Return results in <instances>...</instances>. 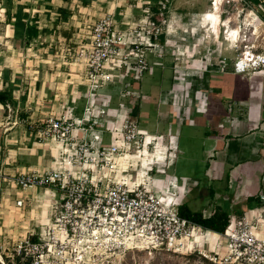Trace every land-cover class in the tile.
<instances>
[{
  "label": "built area",
  "instance_id": "built-area-1",
  "mask_svg": "<svg viewBox=\"0 0 264 264\" xmlns=\"http://www.w3.org/2000/svg\"><path fill=\"white\" fill-rule=\"evenodd\" d=\"M157 4L155 12L151 2H145L143 16L125 28L114 12H106L90 23L87 36L70 50L80 84L87 88L80 95L85 99L81 115L68 105L29 123L41 141L56 145L54 166L43 172H20L8 180L0 176V202L11 187L22 192L44 188L57 199L51 202L49 218L40 220L39 231H25L8 247L9 253L0 252L3 264L4 255L9 264H112L109 258L131 250L197 254L210 264H264V191L257 206L241 217L231 216L226 228L217 231L181 214L180 195L188 187H181L175 178L155 177L173 167L176 135L169 133L166 143L164 134L151 133L141 125L133 101L142 93L132 84L161 64L172 41L161 27L170 0ZM224 33L231 37L232 29L226 26ZM241 37L244 49H237L233 71L263 70L264 52L252 36L243 33ZM228 62L222 57L220 68L225 70ZM183 68L176 62V71ZM179 74L177 84L185 79L183 72ZM110 84L123 87L117 103L102 92ZM174 93L172 104L181 110L184 95ZM194 95L203 107L206 96ZM159 153L162 161L146 164L140 174L137 167L144 166L143 157ZM122 158L126 167L112 175L110 169ZM98 170L105 172L96 175ZM15 204L22 208L26 201L19 196ZM215 212L203 211L207 216ZM0 247L5 251L1 243Z\"/></svg>",
  "mask_w": 264,
  "mask_h": 264
},
{
  "label": "crops",
  "instance_id": "crops-1",
  "mask_svg": "<svg viewBox=\"0 0 264 264\" xmlns=\"http://www.w3.org/2000/svg\"><path fill=\"white\" fill-rule=\"evenodd\" d=\"M43 1L33 0L29 8L33 23L38 28L45 19L43 11L52 12L45 16L57 17L54 21L60 22L68 20L65 16L73 15L67 12L80 7L83 11L88 10L85 16L90 23L110 11L115 13L123 28L139 21L145 2H151L153 11H158V0H91L88 4L83 0H47L45 4ZM51 6L53 9L48 8ZM225 7L223 2L221 21L227 20L232 13ZM246 8L247 5H244ZM0 10L2 19L6 9L1 6ZM186 19L189 17L183 16L177 23L185 24ZM207 21L210 20L204 16L192 46L188 44L185 30H180L181 41H184L180 46L181 55L188 56L182 63L186 77L183 79L184 99L180 103L185 107L180 110L179 106L172 104L175 83L172 84L169 77L161 79L160 72L173 61L167 55L162 59V65L153 66L147 72L141 85L142 90L143 87L144 90L150 89L151 94H143L140 90L142 96L133 102L138 105L137 115L141 125L149 132L164 134L166 143L169 133L176 135L178 151L173 164L175 168L166 173H156L155 177L175 178L181 187H188L189 191L180 197L194 211L225 210L231 216L241 217L249 208L258 205L257 198L264 191V69L255 73H235L232 61L237 49L231 44L235 39L224 36L221 40V25L219 30L212 25L213 30L207 32L205 28L210 24ZM235 23V20L232 21L231 26H236ZM75 28L77 31L69 39L76 38L75 42H78L86 36L79 26ZM70 33L66 31V37H70ZM43 35L40 30L32 38L38 40ZM58 37L66 38L63 34ZM6 40L11 45L0 46V58H3L0 61V74H3L0 90L8 89L11 100L6 104L0 103V108L4 109H0V176L3 180L20 172H43L56 162V145L41 141L30 129V121L43 119L68 105L74 106L75 114L81 115L85 104V99L80 96L85 91V85L80 84L82 80L76 67L56 64L46 57L29 62L31 58H26L28 54L35 53L38 57V52L43 56L55 55L51 50L41 52L38 47L21 46L12 27L9 34H5ZM10 48L12 51L8 56ZM222 57H227L229 61L225 70L220 68ZM60 87H63L62 90ZM192 88L196 89L190 96ZM195 92L206 96L203 107L199 105ZM12 105V111H7L6 106L12 108ZM19 111H22L21 118L14 119ZM10 116L12 121H9ZM3 118H8L6 124ZM41 189L45 194L50 193L44 188L23 192L29 200L28 208L20 212L22 219L19 224L24 231L31 230L36 223L34 217L38 214L32 208L33 197L37 198ZM19 192L22 191L16 187H11L8 192L13 195L9 202L16 210L20 209L15 204L16 198L21 197ZM191 201L199 208H193Z\"/></svg>",
  "mask_w": 264,
  "mask_h": 264
},
{
  "label": "rangeland",
  "instance_id": "rangeland-1",
  "mask_svg": "<svg viewBox=\"0 0 264 264\" xmlns=\"http://www.w3.org/2000/svg\"><path fill=\"white\" fill-rule=\"evenodd\" d=\"M26 0H22L19 2L18 0H14V4H25ZM47 1V0H44ZM43 3L45 4V2ZM172 3H170L167 14H166V22L162 23L161 27L164 31V34H168L170 36L171 44L170 47L167 50V56L172 57V67L171 68H165L163 69V74L160 72L161 79H164L165 77H169L173 83H178V81L175 80L176 76H180L179 72H185V70H178L175 69L176 62L185 63V59L188 58L186 55H181L182 51H180V46L184 43V41H181V32L180 30H185L186 35H188V44L191 46L193 45V40L195 39L196 32H200L199 25L201 21L203 20V17L205 16V13L208 10H212V1L213 0H170ZM224 4L226 5L225 9L228 12H237L238 17L237 21H235V25L239 26V35L238 38L235 39L234 43H231L238 51L241 49H244V42L241 36H243V33H247L249 36H252V41L259 47L264 46V21L261 20L258 16V13L260 11H263V7L253 3L250 0H247V2L251 5L250 7L244 9V5H246L245 0H223ZM158 6V4H157ZM1 8V5H0ZM49 9L52 8L48 7ZM96 8V7H95ZM94 8V9H95ZM53 9V8H52ZM55 10V9H54ZM1 12V10H0ZM3 12V11H2ZM29 13V7L26 8V11L24 13ZM55 12V11H54ZM88 10L83 11L80 7L74 8L67 12L68 14H73L71 17L68 15L65 16L68 20L66 21H54L57 17H47L45 16L46 13L51 14L50 11H43L42 15L45 17L43 25L40 26L39 31L41 30L44 33V37H41L38 40H35L31 38L29 42L30 47H38L40 48L41 52H45L47 50H51L55 56H43L40 52H38L39 57L33 53L28 54V57L31 58L29 62H32L33 60H38L41 58H47L50 62L54 61L56 64H61L63 66H73L76 67L73 63V58L71 54V49H73L76 46V38L75 39H69L73 38L76 30V26H79L80 29L83 30V33L86 30H89V19L87 20ZM2 19L0 15V20H2L0 23V46H10V41H5V34H9V29L12 27V23L8 21V16H6L3 13ZM156 18H158V15H155ZM183 16L189 17V19L184 20L185 24H178L177 21ZM92 21V20H91ZM187 22V23H186ZM210 23V21H207ZM225 21L221 22V31H220V38L221 40H224L225 36V28L226 25L224 24ZM252 23V24H251ZM47 24V26H45ZM77 24V25H76ZM177 24V25H175ZM211 24V23H210ZM208 25L205 30L211 31L213 30L211 28V25ZM257 25H259V28L257 29ZM198 26V27H197ZM229 27V25H227ZM230 25L229 28L233 29ZM67 28V29H66ZM65 31L71 32L70 37H66ZM47 33V34H45ZM64 35L66 38L63 39V37H58V35ZM84 36H87L86 33H84ZM184 37V35H183ZM7 39V37H6ZM82 39V38H81ZM3 44V45H2ZM173 46V47H171ZM4 48V47H3ZM1 50V47H0ZM71 50V51H70ZM183 50V49H182ZM174 52V53H172ZM238 53V52H237ZM1 57V56H0ZM190 60V59H189ZM0 61H3V58H0ZM34 61V62H35ZM28 62V61H27ZM171 65V64H170ZM77 68V67H76ZM186 73V72H185ZM0 74V78H1ZM184 77H186L184 75ZM65 81V80H63ZM175 86V85H174ZM173 86V87H174ZM62 90L63 87H60ZM66 88V87H65ZM174 90H177V95L182 97L185 94V82L183 83V80L180 84H177V86L174 87ZM85 86V90H86ZM196 88H194L195 90ZM191 90L194 91L193 88ZM193 90V91H192ZM175 95V93H172ZM1 107V106H0ZM14 106L12 105V108L6 106L7 111H12ZM2 111H4L3 108H0ZM22 111H19V113H16L14 119L21 118ZM11 116L9 117V121L11 120ZM13 119V118H12ZM1 120V118H0ZM4 124L8 121V118H3ZM76 163V162H75ZM121 164H116L115 168H111L110 171L112 172V175L119 174V171L121 169ZM133 168V167H130ZM147 166H142L139 164L137 167V170H145ZM175 167L170 168L169 170H174ZM79 169V168H77ZM81 170V169H79ZM105 170H98L95 174L100 175L103 174ZM130 173L133 174V176L136 175V172L133 171V169H130ZM19 191V190H18ZM21 193V196L25 199L26 205L18 210L15 209V207L10 204L9 200L13 198L12 194L4 193L3 198H5L4 202H0V243L3 245V247H6L5 251L4 248L0 247V252L9 253L10 250L8 247H12V244L15 239H18L22 236V234H25L24 228L20 226L19 222L22 219V216L20 212L22 210H26L28 208L27 201L28 198L23 192ZM39 195L37 198L33 197V204L32 208L36 210V213L38 215H35L34 220H36V223L33 225L32 230L39 231L41 228V222L42 219H48L50 216V209L52 208V204L50 203V200L52 198L57 199L56 195H53V192L50 193H44L43 189L40 190V192L37 194ZM190 205L193 208H199L194 202L191 201ZM28 220V219H27ZM4 259L6 261V264H9L10 261L7 260V258L4 255ZM112 260V264H210L209 262H206L198 257L197 254H182V253H173V252H167V251H154L151 252L149 250H131L127 251L126 253H123L119 257L113 256L109 258ZM0 264H3L0 259Z\"/></svg>",
  "mask_w": 264,
  "mask_h": 264
},
{
  "label": "trees",
  "instance_id": "trees-1",
  "mask_svg": "<svg viewBox=\"0 0 264 264\" xmlns=\"http://www.w3.org/2000/svg\"><path fill=\"white\" fill-rule=\"evenodd\" d=\"M21 2L22 0H18ZM33 0H26L25 4H14V0H0V5L6 9V16H8V21H10L13 25L12 28L14 30V36L17 40V43L21 46H27L29 45L30 39L37 35L39 32V28L36 26L35 23H33V19L31 18V12L28 14L24 11H26V8H31ZM246 1L247 7H250L251 5ZM253 3H256L263 7V11H260L258 13V16L261 17L264 20V4L261 2V0H250ZM85 4H88L91 2V0H83ZM250 5V6H249ZM66 33V31L64 32ZM164 39V35L162 36ZM259 51L263 52V46L258 47ZM162 64H158L156 66H160ZM171 65H167V68H171ZM147 74V73H146ZM3 75V74H2ZM146 76V75H145ZM145 76L141 80H137L132 84V88L141 90L143 94H151L150 89H145L142 86ZM3 77V76H2ZM172 82V81H171ZM158 87V85H157ZM123 89L121 84H110L102 89V92L110 95L112 97V100L117 103L118 96ZM154 92V91H153ZM11 100L10 91L8 89L6 90H0V103L6 104L8 101ZM134 113H138V105L134 107ZM259 201V198H257ZM259 204V203H258ZM181 214L192 218L196 220L197 222L203 224L204 226L208 228H212L217 231H223L227 224L229 223V220L231 218V215L226 212L225 210H217L213 215L207 216L202 211H194L192 210L186 202L183 201L182 206L180 207Z\"/></svg>",
  "mask_w": 264,
  "mask_h": 264
},
{
  "label": "bare ground",
  "instance_id": "bare-ground-1",
  "mask_svg": "<svg viewBox=\"0 0 264 264\" xmlns=\"http://www.w3.org/2000/svg\"><path fill=\"white\" fill-rule=\"evenodd\" d=\"M223 3V0H213L212 1V10H208L205 13V17L210 20V23L212 22L213 27L216 30H219V26L221 25V18H220V9H221V5ZM3 11V10H2ZM237 17H238V13L237 12H232L229 16V18L227 20H225L224 24L227 26L231 25L232 21H237ZM252 24V23H251ZM259 28V25H257V29ZM232 29V28H231ZM239 26L236 25L235 27H233L232 29V38L237 39L238 35H239ZM12 49L10 48L7 51V55L9 56L11 53ZM164 148H161V150H163ZM143 160L145 161L144 166L146 167V164L148 163H153V162H161L162 161V153L159 154H154V157L149 156V157H143ZM125 159L122 158L119 160V164H121L122 167H126L125 163H124ZM122 169V168H121ZM142 170H140V174H142ZM142 180V179H141Z\"/></svg>",
  "mask_w": 264,
  "mask_h": 264
}]
</instances>
